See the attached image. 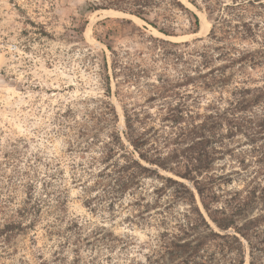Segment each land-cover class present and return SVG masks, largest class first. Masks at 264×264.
Returning <instances> with one entry per match:
<instances>
[{
	"label": "rangeland",
	"instance_id": "obj_1",
	"mask_svg": "<svg viewBox=\"0 0 264 264\" xmlns=\"http://www.w3.org/2000/svg\"><path fill=\"white\" fill-rule=\"evenodd\" d=\"M179 1L185 9L162 0H0V264H149L148 257L152 264L185 263V256L172 254L174 248L164 244L162 234L177 233L186 223L188 204H174L165 196L163 227L152 218L131 221L137 215L130 206L132 197L109 209V201L90 189L98 170L90 164L103 158L109 134L125 129V110L157 115L172 100L170 95L160 96L158 86L161 80L178 83L183 66L165 57L164 49L171 47L157 40L189 42V50H202L210 44L219 8L233 3ZM138 2L148 4V22L132 13ZM256 11L260 16L254 21L264 26V8L249 10ZM193 14L199 18L196 32ZM243 46L260 48L249 42ZM263 78L264 64L237 74L223 91L193 86L185 90L203 111L221 96L229 99L242 82L259 87ZM111 109L119 119L105 123L103 115ZM261 109L252 112L261 114ZM235 141V154L249 167L243 169L228 157L226 167L219 162L215 169L264 173V162L258 163L264 158L261 149L255 153L243 134ZM257 145L261 148L264 140ZM146 184L161 186L149 179ZM29 196V207L37 209L24 216L20 210ZM258 211L264 213V202L238 224ZM12 224V230L3 232ZM97 229L102 234L96 242L91 232ZM206 234H192L187 241L196 244ZM255 256L257 264H264V252Z\"/></svg>",
	"mask_w": 264,
	"mask_h": 264
},
{
	"label": "trees",
	"instance_id": "obj_2",
	"mask_svg": "<svg viewBox=\"0 0 264 264\" xmlns=\"http://www.w3.org/2000/svg\"><path fill=\"white\" fill-rule=\"evenodd\" d=\"M162 1L173 8L185 9L179 0ZM137 5L139 8L132 13L148 22V4L138 2ZM257 7L264 8L262 0H233L232 4L220 7L208 36L210 44L199 51L189 50V42L157 40L171 47L164 49L163 55L171 58L175 65L183 66L178 83L161 80L158 86L157 93L170 95L172 100L157 115L125 110V129L109 134L103 144V158L93 159L90 164L98 168L90 189L109 201V209H114L127 196L132 197L130 206L137 215L130 218L131 221L152 218L165 227V196H171L174 204L181 201L190 206L188 214L184 215L186 223L177 227V233L162 234L166 237L164 244L174 248L172 254L185 256L184 264H246L247 249L249 264H257L255 253L264 252L261 248L264 246V213L258 211L256 217L238 224L264 202V173L243 175L236 171L225 172L223 167L219 168L220 173L215 169L219 162H224L226 167L228 157L236 159L243 169L249 167L241 155L235 154L238 144L235 138L240 134L256 147L255 153L261 149L264 155V145L261 148L257 145L264 140V107L260 106L264 103V83L247 87L246 82H242L232 90L229 99L221 96L203 111L197 99L185 90L193 86L194 89L223 91L237 74L264 64V26L254 21L260 12H249ZM193 18V32H196L199 18L195 14ZM85 25L86 22L83 28ZM157 29L172 36L165 29ZM236 42L240 44L236 46ZM245 42L257 43L260 48L243 46ZM255 107L262 108L261 114L252 112ZM102 119L105 123L117 122L119 116L111 109ZM156 122L160 124L158 128L153 125ZM261 162L264 158H260L258 163ZM160 170L179 179L163 176ZM148 179L160 181L161 186H148ZM31 202L29 196L20 210L21 215L36 211L37 208L29 207ZM86 204L90 207L92 202ZM13 227L14 224L6 226L3 232ZM206 231L208 234L202 235L198 243L187 241L192 234ZM101 234V229L91 232L96 242ZM212 248L216 251L210 252ZM148 261L152 264L149 257Z\"/></svg>",
	"mask_w": 264,
	"mask_h": 264
}]
</instances>
